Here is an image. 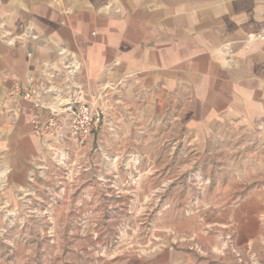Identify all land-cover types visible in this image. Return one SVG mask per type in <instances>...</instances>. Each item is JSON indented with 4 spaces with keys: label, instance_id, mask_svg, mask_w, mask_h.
<instances>
[{
    "label": "rangeland",
    "instance_id": "374dc122",
    "mask_svg": "<svg viewBox=\"0 0 264 264\" xmlns=\"http://www.w3.org/2000/svg\"><path fill=\"white\" fill-rule=\"evenodd\" d=\"M127 117L0 164V264H264V114L205 135Z\"/></svg>",
    "mask_w": 264,
    "mask_h": 264
},
{
    "label": "crops",
    "instance_id": "0c3cea01",
    "mask_svg": "<svg viewBox=\"0 0 264 264\" xmlns=\"http://www.w3.org/2000/svg\"><path fill=\"white\" fill-rule=\"evenodd\" d=\"M59 52L112 123L168 119L205 135L264 114V0H0V164L51 149L7 77L44 83L51 68L60 80Z\"/></svg>",
    "mask_w": 264,
    "mask_h": 264
},
{
    "label": "built area",
    "instance_id": "2783aa9c",
    "mask_svg": "<svg viewBox=\"0 0 264 264\" xmlns=\"http://www.w3.org/2000/svg\"><path fill=\"white\" fill-rule=\"evenodd\" d=\"M59 55L64 57L60 80H57L56 72H49L51 68H47L44 83L29 79L21 85L8 76L12 82L8 95L10 99L18 98L28 105L33 136L50 140L54 146L67 142L82 145L100 127L104 115L92 110L76 82L80 70L76 58L64 52Z\"/></svg>",
    "mask_w": 264,
    "mask_h": 264
}]
</instances>
